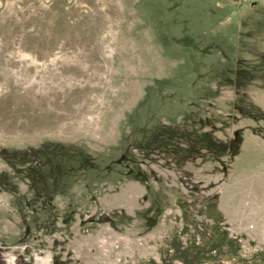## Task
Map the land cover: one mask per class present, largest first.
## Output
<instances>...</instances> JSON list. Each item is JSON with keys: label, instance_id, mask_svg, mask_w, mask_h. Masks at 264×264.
<instances>
[{"label": "rangeland", "instance_id": "374dc122", "mask_svg": "<svg viewBox=\"0 0 264 264\" xmlns=\"http://www.w3.org/2000/svg\"><path fill=\"white\" fill-rule=\"evenodd\" d=\"M0 264H264V0H0Z\"/></svg>", "mask_w": 264, "mask_h": 264}]
</instances>
